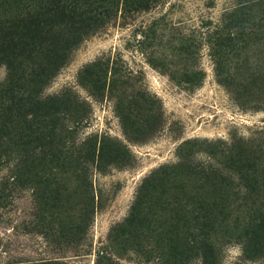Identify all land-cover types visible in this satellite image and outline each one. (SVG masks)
<instances>
[{"label":"rangeland","instance_id":"374dc122","mask_svg":"<svg viewBox=\"0 0 264 264\" xmlns=\"http://www.w3.org/2000/svg\"><path fill=\"white\" fill-rule=\"evenodd\" d=\"M244 1L107 0L102 26L55 28L61 60H22L45 76L20 122L0 99V264H264V11Z\"/></svg>","mask_w":264,"mask_h":264},{"label":"trees","instance_id":"16d2710c","mask_svg":"<svg viewBox=\"0 0 264 264\" xmlns=\"http://www.w3.org/2000/svg\"><path fill=\"white\" fill-rule=\"evenodd\" d=\"M38 0L30 7L25 0H4L0 2V61L11 69V77L7 84L0 86V99L8 104V117L4 123H18L21 110L34 109L33 96L38 95L45 76L44 70L36 72L24 65V61L33 57H49L58 62L62 59L60 50L66 46V41L55 34V28L90 29L100 27L109 13L107 0ZM245 0L236 11L244 15L246 22L250 20L253 8L264 11V0ZM38 3V4H37ZM245 3V4H244ZM249 3L250 5H247ZM79 26V27H78ZM76 27V28H75ZM24 60V61H22ZM30 73L25 79L24 72ZM34 88L32 89V87ZM32 89V90H31ZM29 92L23 98V94ZM35 98V97H34ZM38 103V102H37ZM53 104V103H52ZM44 108H51L50 102L37 104ZM16 113V115L12 114ZM24 117V116H23ZM26 118V117H25ZM23 120V125H30ZM260 231L264 233V217H260Z\"/></svg>","mask_w":264,"mask_h":264}]
</instances>
